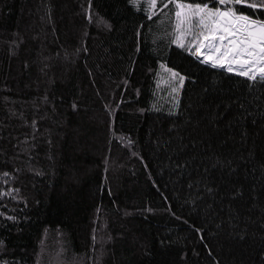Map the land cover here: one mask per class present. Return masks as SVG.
Segmentation results:
<instances>
[{
    "label": "trees",
    "instance_id": "16d2710c",
    "mask_svg": "<svg viewBox=\"0 0 264 264\" xmlns=\"http://www.w3.org/2000/svg\"><path fill=\"white\" fill-rule=\"evenodd\" d=\"M170 31L127 0H0V173L11 174L0 188L24 198L0 197V212L17 217L0 215V259L264 264V212L253 206L264 136L241 139V126L264 120V88L249 93L246 78L202 63L161 35ZM162 64L188 77L174 113L157 85ZM252 97L251 115L227 127ZM216 156L233 170L212 167ZM235 187L241 195L225 194Z\"/></svg>",
    "mask_w": 264,
    "mask_h": 264
},
{
    "label": "snow or ice",
    "instance_id": "6c2138e0",
    "mask_svg": "<svg viewBox=\"0 0 264 264\" xmlns=\"http://www.w3.org/2000/svg\"><path fill=\"white\" fill-rule=\"evenodd\" d=\"M127 3L135 9H142L148 20L159 13L161 22L170 24L171 27L170 34L162 33L161 35L170 36L173 44L190 51L198 60L202 58V63L211 64L213 67L222 68L228 73L246 78L249 93L257 86L264 88V18H262L264 17V0H127ZM88 4L90 9L92 0H88ZM241 5L245 7L242 9ZM87 18L89 21L93 20L91 12H88ZM98 22H103L105 26L111 27V24L104 21L103 18H99ZM193 48L194 51H192ZM84 50L87 51L86 48ZM162 67L166 70L167 79L158 80L157 85H168L172 103L169 112L174 113L181 106L179 93L188 77L175 68L167 67L164 64ZM255 99L252 97V99L239 100L237 107L242 111L230 117L226 126L232 127L239 124L242 118L251 115L248 105ZM232 103L234 102L229 100L225 106ZM72 107L76 108V104L73 103ZM258 107L264 114V105H258ZM219 115H223V113ZM31 123L35 125L36 121L33 120ZM252 123L255 125L257 121L253 119ZM213 127L218 128V123L213 121ZM250 134L264 136V120L260 122L258 129L252 130V133L241 126L242 140H246ZM191 143L195 145L197 141L193 139ZM216 164L221 167L227 166L230 172L235 167L234 161L221 159L219 156L215 157L212 167H215ZM260 168L264 175V164L260 165ZM205 171H208L207 167ZM0 177H3L2 182L7 184L11 174L0 173ZM252 187L255 189L256 186ZM205 190L212 194H215L216 191L213 187H206ZM14 193L17 195L13 196ZM18 193L19 189L0 188V197L13 196L14 199H24ZM225 194L236 197L242 194V188L235 187ZM252 195L256 196L257 194L253 192ZM253 206H259L264 212V194L260 196L259 200H253ZM0 215H3L6 220H17L16 216H9L7 212H0ZM262 222H264V218H262ZM197 231L199 232L201 229H197ZM237 235L243 238L247 233L242 232ZM95 239L94 234L93 240ZM107 239L112 238L107 237ZM3 246L4 241L0 240V249ZM0 264H16V262L4 257L0 259Z\"/></svg>",
    "mask_w": 264,
    "mask_h": 264
},
{
    "label": "rangeland",
    "instance_id": "374dc122",
    "mask_svg": "<svg viewBox=\"0 0 264 264\" xmlns=\"http://www.w3.org/2000/svg\"><path fill=\"white\" fill-rule=\"evenodd\" d=\"M202 59V58H201Z\"/></svg>",
    "mask_w": 264,
    "mask_h": 264
}]
</instances>
